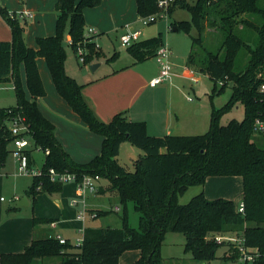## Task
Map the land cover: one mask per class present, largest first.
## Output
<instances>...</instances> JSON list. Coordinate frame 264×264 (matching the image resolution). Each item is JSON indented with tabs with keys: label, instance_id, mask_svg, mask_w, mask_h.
Returning <instances> with one entry per match:
<instances>
[{
	"label": "trees",
	"instance_id": "1",
	"mask_svg": "<svg viewBox=\"0 0 264 264\" xmlns=\"http://www.w3.org/2000/svg\"><path fill=\"white\" fill-rule=\"evenodd\" d=\"M158 1L136 0L139 16L159 14ZM102 2L58 0L55 35L37 38V49L26 44L25 23L19 15L0 6V15L12 31L11 40L0 41V84L13 83L16 95V106L0 109V169L13 151L11 118L24 117L29 126L27 136L45 154L41 175L33 176L32 185L25 192L33 206L39 194L63 191L64 183L50 177L53 169L58 174L75 175L77 182L85 177L96 182L105 180L106 185L97 187L96 193L117 197L124 206L132 202L140 215L139 227H132L125 213L121 228L86 227L79 247L69 242L62 244L55 237L37 238L22 253L2 254L0 264H34L44 258H58L57 264H119L123 253L131 250L140 251V258L132 264H166L161 245L167 233L185 236V251L191 253L195 263L211 264L217 258L218 248L225 244L229 246L226 260L237 262L239 255L234 245L215 240L216 234H228L242 237L245 246L257 248L261 257L254 264H264V131L254 130L257 119L264 121V94L260 92L264 84V0H196L195 3L174 0L165 11L167 17H172L176 9L191 14L190 21L171 24L177 32L191 34L194 28L202 33L206 23L220 30L223 39L219 51H205L202 47L200 51L191 50L187 66L208 75L214 82L211 98L221 93L227 82L232 83L228 102L211 112L209 130L184 136H151L145 122L131 121L125 113L116 114L108 123L100 121L82 94L83 85L67 74L64 47L67 28L71 50L75 54L78 47L87 51L85 65L104 56L93 38L85 36L83 14L84 9L95 8ZM195 42L201 43V39ZM164 46L163 34L158 33L126 50L138 64L155 59ZM242 51L247 55L246 64L241 60ZM38 57L46 60L58 94L91 132L103 138L101 153L87 163L71 158L56 138L54 124L38 108L37 99L46 93L37 66ZM22 64L30 100L21 81ZM237 104L243 106L244 118L221 125V116ZM124 142L143 152L133 161L134 171L117 160ZM33 151H25L29 170H32ZM209 177L242 179L243 213L232 200H209L204 192L186 204L179 203V197L189 188L203 187ZM89 213H96L98 218L110 211L89 210ZM49 222L34 218L35 224ZM178 260L170 261L181 264Z\"/></svg>",
	"mask_w": 264,
	"mask_h": 264
},
{
	"label": "crops",
	"instance_id": "2",
	"mask_svg": "<svg viewBox=\"0 0 264 264\" xmlns=\"http://www.w3.org/2000/svg\"><path fill=\"white\" fill-rule=\"evenodd\" d=\"M57 1L0 0V6L16 15L24 13L32 15L21 22L25 23L26 44L30 48L37 49V38L55 35L57 20L55 6ZM83 14L86 22L85 36L90 35V38H93V42L101 50H103V39L111 38L114 35H116V39L119 38L128 28H136L141 19L137 13L136 0H103L101 5L95 8L84 9ZM140 29L142 30L141 27ZM169 29L173 33L172 28L170 27ZM90 30L92 31L90 32ZM157 30L159 29L151 31L148 35L153 38L158 33H162L165 44L168 34L161 31L157 33ZM11 38V28L0 15V41H8ZM70 45L71 38L68 35L67 28L64 40V47L67 52L66 72L83 85L82 94L100 121L108 123L116 114L125 113L127 119L131 121L145 122L147 132L151 136L200 135L209 130L211 117L207 116L206 118L202 116L196 107L194 99L189 95L187 96L185 87H181L186 82H190V87L194 88L195 84L188 77L191 71L195 73L200 82L198 73L194 70L190 71V68L187 66L190 45L186 46L185 44L186 49L183 59H174L173 49L165 45V47L172 51V61L175 67L174 75L169 81L157 87L150 86V81L159 73V65L154 58L138 64L133 62L131 65L98 74V71L102 67L98 59L93 60L90 64H81L76 54L70 50ZM153 60L156 62L157 68L155 70H147L146 63ZM93 64H99V66L95 70H91L90 67ZM37 66L46 92L45 96L37 99L39 110L54 124L56 138L71 158L79 163L89 162L101 153L103 138L91 132L79 115L58 94L46 60L38 57ZM87 68L92 71V74L87 71ZM20 75L27 98L30 100L31 96L26 89V75L23 64L20 66ZM9 91L14 93L12 95L15 101L9 107H14L16 106V95L13 83L0 84V97ZM188 97L193 100L189 101ZM130 145L128 142L122 143L119 156L125 150L130 154L131 160L134 161L143 155V152ZM22 175L24 174H20L16 170L12 171L6 165L0 169V192L3 187L12 190L8 203L5 204L6 200L0 197V257L2 254L7 253H22L33 240L43 238L44 236L55 238L60 236L73 246H76V240L82 237L74 239L70 238L69 235H64V233L68 232L70 234L71 231L79 232L81 229V233L83 234V230L86 227L100 228V225L87 226L86 221L88 219L94 220L90 217L84 222L78 220L77 216L82 209L83 203L80 210L70 216L68 214L63 215L60 212L57 216L52 217L45 214L42 210L40 211V209L36 212L28 210L27 207L32 202L25 192L32 185L33 177L31 184L25 185L21 178L17 177ZM101 182L100 186L107 183L105 180ZM68 187H72L73 197L75 199L78 198L77 186L74 182L65 183L63 191L58 195L61 197ZM201 192H204L205 197L209 200L223 198L232 200L237 206H240L243 200V181L240 177H209ZM44 194L37 196V202L34 207L37 205V208H39V201ZM107 195L104 194L103 196ZM90 196H93V194L87 195L84 199L86 200L84 205L88 210H92L87 207V200L89 201L93 198ZM25 197L28 204L18 207L19 202ZM60 197L54 200L45 199L49 200L52 207L58 210L53 209L59 212L64 209L63 199L61 200ZM12 208L15 210H11ZM101 211L119 212L120 208L118 206H110V208ZM35 217L48 219L50 222L35 224ZM60 218L63 219V222L59 220ZM73 222L76 226L71 224ZM52 224L55 225L52 226ZM126 253H128V256L123 264H132L140 258V251L138 250L126 251L123 255ZM189 264L192 263L189 261Z\"/></svg>",
	"mask_w": 264,
	"mask_h": 264
},
{
	"label": "rangeland",
	"instance_id": "3",
	"mask_svg": "<svg viewBox=\"0 0 264 264\" xmlns=\"http://www.w3.org/2000/svg\"><path fill=\"white\" fill-rule=\"evenodd\" d=\"M188 1L190 3L196 2V0H188ZM190 20H191V14L188 11L183 10V9H176L172 17L158 16V19L156 22L150 25H146V26H143L142 23L140 22L136 28H140V27L142 28V32H143L142 39H150L151 36H149L148 33L156 29H159L157 30V33L159 31L163 33H167L168 35L166 38L165 45L170 46L173 49L174 59L175 58L183 59L185 49H186L185 44L186 46L190 45L189 54L191 50L193 52L196 50L200 51L201 47L204 48L205 51L209 50L212 52H218L219 47L222 43L223 37H222L220 30L217 27L213 26L212 24L206 23L204 25V30L202 31V33H198L194 28H192L191 34H186L183 32H173L172 33L169 29L173 22L190 21ZM198 38L201 39V43L195 42ZM119 39L120 37L116 39V35L111 36V38L103 39L102 52L103 53L105 52V53L102 58L98 59L99 63L102 64V67L98 71V74L105 72V71L122 68L127 65H131V63L135 62V60L127 52V50L121 46ZM251 44L253 45L254 43L251 42ZM96 46H97L96 47L97 49H100L98 45ZM115 55H117L116 58L114 57ZM113 57L115 59H113ZM241 60L244 64L247 63V55L245 51H242L241 53ZM155 61L153 60V61L146 63L145 66L147 70H155L157 68ZM171 61H172V56H171ZM191 70H194L196 73H198L200 77V82L198 84H195L194 88L190 87L191 83L189 81H188L189 83L186 82V84L181 87H185L187 96L189 95L194 99V102L196 103V107L200 111L201 115L206 118L207 116L211 117V112L213 109L218 110L222 108L230 99L232 95V83L227 82L226 83L227 87L221 93H218L214 95L213 98H211L210 95L214 87V82L208 77V75L201 73V72H197L194 67ZM87 71L90 72V74H92V71L89 68H87ZM220 86L221 85L219 84L218 87L220 88ZM12 94L14 93H11V91H9L6 94H3L2 97H0V109H2L3 107H9L15 103ZM185 100L187 101L186 98ZM243 118H244L243 106L241 104H237L236 107L232 111L225 113L224 115L221 116L220 124L227 125L233 119L241 121ZM11 147L13 148L12 144H11ZM33 150L34 151L32 153V159H33L32 170L38 173L39 171L43 169L45 154L42 150H40L39 148H36L34 144H33ZM131 159L132 158L130 154L126 152L125 150L117 158V160L119 161L121 165L125 166L129 171H134L133 161ZM5 165L6 167L11 168L12 171L16 170L19 172L20 161L15 154L11 153L8 156ZM33 175L34 173H27V174H24L22 176H17V177H20L25 185L27 184L30 185L32 182ZM95 184L97 187H99L100 184H102V182L101 181L95 182ZM202 188L203 187L201 186L189 188L188 191L184 195L179 197V203L180 204L188 203L193 197L200 194V192L202 191ZM72 192H73L72 187H68L65 189L64 194L61 197L58 194L49 195L45 193L39 201V205H40L39 208H37V205L34 207L32 204L27 208L28 210L32 212L33 211L36 212L40 209V211L42 210L45 214H48L52 217L57 216L60 212L63 215L68 214V216H70L73 213H77L80 210L82 202H83V200H78V205L77 206L74 205L73 202L75 198L73 197ZM11 195H12V190H10L7 187H3V189L0 192V197H3L6 200L5 204L8 203ZM59 197L61 200L63 199L64 209L58 212L54 210V209L56 210L58 209L55 207H52L50 201L46 200L45 198L54 200ZM90 197H93V198L90 199L89 201L87 200V207L89 209L104 210V209L110 208V206L112 207L118 206L120 208V211L119 212L110 211V213L107 214L106 216H101L94 220L88 219L86 221L87 226L100 225L99 227H103V228H107V227L121 228L123 225L122 216L126 213L129 218V224L134 228L139 227L140 215L138 212L135 211L134 205L132 202H128L127 205L124 206L120 203V200L117 197H111L108 195L103 196V194L98 195L96 193ZM59 220L63 222L62 218H60ZM71 224L73 226H76L74 222ZM81 234H82L81 229L79 230V232L71 231L70 234L68 232L64 233V235H69L70 238H74V239L82 237ZM215 236H225V237L232 236L233 237L236 235L216 234ZM46 237L48 236H44L43 238H46ZM185 242H186L185 236L180 233H168L165 235L164 240L161 245V256L163 257L164 262L166 264H177L169 260L172 258L179 259L176 262L181 261V264L182 263L189 264V261L191 263L192 255L190 252L185 251ZM228 252H229L228 245L225 244V245L220 246L217 250V258L214 261H212L211 264H240L238 261L237 262L227 261L225 258V255ZM127 254L128 253L122 255V258L119 264H123L126 257L128 256ZM57 262H58V258H44V259H37L34 264H57ZM192 262L194 264H201V263H195L193 260Z\"/></svg>",
	"mask_w": 264,
	"mask_h": 264
},
{
	"label": "built area",
	"instance_id": "4",
	"mask_svg": "<svg viewBox=\"0 0 264 264\" xmlns=\"http://www.w3.org/2000/svg\"><path fill=\"white\" fill-rule=\"evenodd\" d=\"M174 0H159L158 7L160 9L159 15H153L146 18H141L140 22L143 26L149 25L150 23L156 22L158 16H166L165 11L167 10L168 6H170ZM32 15L29 13H24L19 15L21 20H26V18H30ZM92 30H90L91 32ZM142 30L140 28H128L124 34L120 36V44L123 48H128L132 44L141 40ZM86 38H90V35H86ZM91 42V41H88ZM72 43V42H71ZM87 55V51L83 47H78L76 51V56L78 58L79 63L85 64V56ZM172 51L167 47H161L156 56L155 60L159 65V73L158 75L150 81L151 87H157L160 84L169 81L171 77L174 75V64L171 61ZM191 71V69H189ZM190 81L193 84H198L199 79L196 77L195 73L191 71L189 76ZM260 92L264 94V84L260 86ZM189 101L193 99L188 97ZM10 130L12 135L15 137L12 141V153L15 154L19 161V173L20 174H27V173H34V175H41V171L38 173L34 172L33 170L28 169V156L26 155L25 151L30 150L33 147V143L31 139L27 136L29 133V126L26 123V119L21 116H16L11 118V126ZM256 133H260L264 131V121L257 119L255 128ZM50 177L54 181H60L62 183H70L74 182L77 186V194L78 198H76L73 202L74 205H78V200H83L82 209L78 213V220L85 221L87 218L95 219L96 213H89V210L86 208L85 204V197L89 194H95L97 192V186L95 184V180L91 177H85L82 181L77 182L75 175H71L68 173L65 174H58L55 173L53 169L50 170ZM239 212H244V205L243 203L239 206ZM55 224H52L54 226ZM56 239L59 240L60 243L65 244L67 242L66 239L57 236ZM218 243L228 242L234 245V248L238 252V262L240 264H254L256 263L261 254L257 248H252L244 245V239L242 237H232V236H217L215 239ZM83 239L76 240V247L82 245Z\"/></svg>",
	"mask_w": 264,
	"mask_h": 264
},
{
	"label": "water",
	"instance_id": "5",
	"mask_svg": "<svg viewBox=\"0 0 264 264\" xmlns=\"http://www.w3.org/2000/svg\"><path fill=\"white\" fill-rule=\"evenodd\" d=\"M172 31L173 32H177V28L176 27H173L172 28ZM99 66V64H93V65H91V70H95L97 67ZM28 204V202H27V198L25 197V198H23L20 202H19V204L17 205L18 207H22L23 205H27Z\"/></svg>",
	"mask_w": 264,
	"mask_h": 264
}]
</instances>
